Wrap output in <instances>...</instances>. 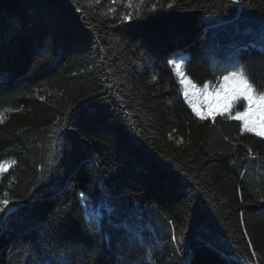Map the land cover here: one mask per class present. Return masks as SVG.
Masks as SVG:
<instances>
[{
	"label": "trees",
	"instance_id": "16d2710c",
	"mask_svg": "<svg viewBox=\"0 0 264 264\" xmlns=\"http://www.w3.org/2000/svg\"><path fill=\"white\" fill-rule=\"evenodd\" d=\"M230 35L264 91V0H0V264H264V138L169 64L214 82Z\"/></svg>",
	"mask_w": 264,
	"mask_h": 264
},
{
	"label": "snow or ice",
	"instance_id": "6c2138e0",
	"mask_svg": "<svg viewBox=\"0 0 264 264\" xmlns=\"http://www.w3.org/2000/svg\"><path fill=\"white\" fill-rule=\"evenodd\" d=\"M141 2H143V0H141ZM231 2L237 4L240 0H231ZM172 6V4L168 5V7ZM169 63L174 64L177 75L182 77L180 83L184 86V96L186 98L189 96L190 90L193 96H195L197 92L201 93L205 100L210 96H215L218 98L216 103L221 106V112H229L230 109L233 108L234 103L238 100L246 101L247 107L244 108V112L237 111L235 118L242 122L243 130L255 131L256 135L264 136V132L257 130L258 127H264V118H262L264 117V91L258 92L243 70L233 71L223 76V83L212 93L208 92V83H205L203 88H199L191 79L184 76L182 62L169 61ZM189 104L197 116L201 117V119L206 118L207 113L200 111L196 103L189 100ZM208 107L211 111V104H209ZM254 116L256 117V121L253 120ZM13 164H15V161L0 162V172H6ZM4 196L7 197L8 193L5 192ZM9 203L10 201L8 199H0V213L5 211ZM253 255H255V253H253Z\"/></svg>",
	"mask_w": 264,
	"mask_h": 264
},
{
	"label": "rangeland",
	"instance_id": "374dc122",
	"mask_svg": "<svg viewBox=\"0 0 264 264\" xmlns=\"http://www.w3.org/2000/svg\"><path fill=\"white\" fill-rule=\"evenodd\" d=\"M231 38H232V35H230V36L228 37V39H226V48H224V49H225V51H224V56H225V58H228V62H227L228 64H227V65H233L234 67H233L230 71H228L227 73H225L224 75H222L218 80H216V81H214V82H212V81H207V82H205V83H208V84H209L208 92H212V93H214V92L219 88L220 84L223 83V76H225V75H227L228 73L233 72V71H239V70H242L240 67L236 66V60H235V58H234V52H235V47H234V45H235L236 43H241L242 40L237 41L236 39H231ZM187 56H188V53H187V52L178 53V54H176V55L171 56L170 59H169V61H180V62L183 63V62H184V59H185ZM215 63H216V61H213V62L210 64V67H211V69H212L213 71H216V70H215V69H216V68H215ZM169 64H170V66H171V69H172V72H173L174 77H175V79H176V82H177V84L179 85V87H180V89H181V92H182V94H183V96H184V86H182L181 83H180V79H181L182 77H180V76L177 75V70L175 69L174 64H172V63H169ZM182 71H183V69H182ZM183 74H184V76H186L187 78H189V77L184 73V71H183ZM189 79H190V78H189ZM192 82H193V81H192ZM205 83H203L202 85H197V86H198L199 88H203V85H204ZM217 99H218V98H216L215 96H210V97L207 98V100H205V99H204V96H203L201 93H199V92H197L196 95L193 96L191 90H190V92H189V96H188L187 98L184 96V100H185V102L189 105V107L191 108V110L193 111L191 105L189 104V100H192L193 103H196V104H197V108H198L200 111L207 113L206 118H212V117L216 116L217 114H221V115H227V116H229V117H232V118L236 119V118H235V117H236V112H237V111H239V112H244V108L247 107V102H246V101L238 100V101H236V102L234 103L233 108L230 109L229 112H221V110H220L221 106H220L218 103H216V100H217ZM209 104H211V111L209 110V107H208ZM193 113L196 115V113H195L194 111H193ZM196 116H197V115H196ZM197 117H199V116H197ZM199 118H201V117H199ZM262 118H264V117H262ZM237 120H239V119H237ZM253 120L256 121V117H255V116L253 117ZM239 121H240V120H239ZM240 123H241V132H244V133H250V134H252V135L258 136V135H256V132H255V131H245V130H243V124H242L241 121H240ZM257 130L264 132V127H258ZM258 137L264 138V136H258ZM5 161H9V162H10V161H12V159L5 160ZM2 162H4V161H2ZM1 173H2V172H0V174H1ZM136 214H137L140 218H142V219H138V220H137V221L139 222V224L137 225L136 223H129L128 225H129L130 227H135L136 230H137L139 233H142V230H143V226H144V224H148V223H144V222H146V221H144L143 219H145V217H148L149 215H147V214H145V213H143V212H138V213H136ZM157 233H162V231L158 229V230H157Z\"/></svg>",
	"mask_w": 264,
	"mask_h": 264
},
{
	"label": "water",
	"instance_id": "95a60500",
	"mask_svg": "<svg viewBox=\"0 0 264 264\" xmlns=\"http://www.w3.org/2000/svg\"><path fill=\"white\" fill-rule=\"evenodd\" d=\"M13 209H14V208H12V207H8V208L6 209V211H5L4 217H5L6 215H8ZM3 219H4V218H3Z\"/></svg>",
	"mask_w": 264,
	"mask_h": 264
}]
</instances>
